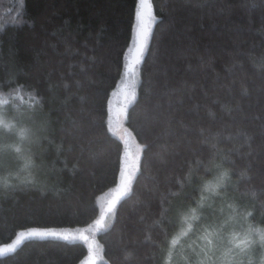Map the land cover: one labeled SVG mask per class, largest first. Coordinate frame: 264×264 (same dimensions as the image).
Instances as JSON below:
<instances>
[{"label": "trees", "instance_id": "obj_1", "mask_svg": "<svg viewBox=\"0 0 264 264\" xmlns=\"http://www.w3.org/2000/svg\"><path fill=\"white\" fill-rule=\"evenodd\" d=\"M152 5L154 31L125 120L147 148L100 235L97 264H234L233 237L264 226V0ZM136 6L0 0V182L25 163L35 177L0 186V244L26 228L97 218L119 176L122 143L108 129L107 105L124 77ZM165 86L181 91L182 107L169 110ZM196 180L175 231L161 238ZM85 253L79 241L33 237L0 264H78ZM262 255L249 253L253 264Z\"/></svg>", "mask_w": 264, "mask_h": 264}, {"label": "rangeland", "instance_id": "obj_2", "mask_svg": "<svg viewBox=\"0 0 264 264\" xmlns=\"http://www.w3.org/2000/svg\"><path fill=\"white\" fill-rule=\"evenodd\" d=\"M152 3V0H150ZM140 10L136 6V11ZM154 15V9H153ZM155 17V16H154ZM155 21L152 23V34L154 31ZM138 28L134 21L133 26V40L134 42L137 38ZM151 40V39H150ZM131 47V46H130ZM129 47V48H130ZM128 48V49H129ZM146 53V52H145ZM143 59V58H142ZM136 61V53L135 51H128L125 55V70L124 77L121 79L119 83V87L115 91L111 93L108 99V115H107V123L109 131L116 136L122 143V151L120 155V170L119 176L116 184L113 186L112 190L105 195L98 202L99 213L97 218L87 226L77 227V228H61V227H30L23 229L25 233V237H27V233L33 230L36 231H51L56 232L58 235L55 238L68 237L65 240L68 241H79L83 243L86 247V253L78 264H97L98 262L105 261V257L102 251V241L100 235L106 231L111 223L113 215L109 214L105 217L104 223L102 227H97L96 221L104 215L106 209L110 206L111 202L116 199L120 185L122 176L121 174H131L132 181L134 182V178L137 172L140 169V165L142 163L143 153L142 151L143 144L138 139L134 131L126 124L125 120L127 118V113H125V108L130 105L129 101H132L133 94H136L137 89V81L138 78V69L139 64H136L134 70H129L130 65L135 64ZM6 105L4 102H0L1 107ZM2 111V110H0ZM3 123L0 124L2 127ZM6 130V128H4ZM132 182V186H133ZM116 212V209L114 210ZM109 222V223H108ZM106 223L108 225H106ZM20 231V232H21ZM20 232L9 242L0 244V249H4L0 255H4L8 253L7 249L11 245H15V248L20 244H16V241L20 239ZM87 237V239H85ZM27 239V238H25ZM25 239H22L21 242Z\"/></svg>", "mask_w": 264, "mask_h": 264}, {"label": "snow or ice", "instance_id": "obj_3", "mask_svg": "<svg viewBox=\"0 0 264 264\" xmlns=\"http://www.w3.org/2000/svg\"><path fill=\"white\" fill-rule=\"evenodd\" d=\"M137 8L140 10H137L135 12L134 21H135L137 28H138V34H137L136 40L131 43V47L129 49H127L128 51H135V53H136V61H135V64L130 65V67H129L130 71L135 69L136 64L141 63L142 58L144 57L145 52L148 49V46L150 43L151 34H152V23L156 19L153 15V5L150 2V0H137ZM81 70L83 71V69H81ZM65 87H67V85H65ZM165 87H166L165 95H167L173 99V102L169 104V110H171L172 108L178 109V108L182 107L183 104L185 103V99H181L179 101H176L174 99L175 96L181 95V91L179 89H170L167 86H165ZM137 99H138V96L136 94H133V99H132V101H129V103L132 104L133 101H135ZM186 99L188 101H190L191 97H186ZM127 111H128V109L126 107L125 113H127ZM169 114H171V111H169ZM19 134H20L21 138L23 139L25 137V130L22 129ZM146 148H147V146L145 145L144 149H146ZM144 149H142V151ZM15 150L17 153H19L18 148H16ZM204 171H205V176H211L213 169L212 168H205ZM121 176L123 178L121 180V185H120L118 195H117L116 199L113 200L111 202L110 206L106 209L104 215H102L101 218L96 221L97 227L103 226L104 219L109 214L114 216L115 215L114 210L116 209L117 205L122 201V199L124 197H127L132 192V182H133L132 181V175L131 174L125 175L122 173ZM194 184H195V186L192 188L191 193L186 194L184 197V200L182 202H178L177 205L175 206V208L173 210L174 215H173L172 219L166 221L168 231L162 232L161 238H164L170 234L171 230L176 227L177 222L179 220V216L181 215V213L189 206V203L193 201V197L195 196V193L197 191H199L200 181L196 180V182ZM185 219H187V217ZM19 235H20V239H18L16 241V244L21 243V240L25 239V238L31 239L33 237H36V238L44 239L47 237H56L58 234L56 232H51V231L33 230V231L27 233V237H25V233L23 231H21ZM63 238L67 239L68 237L65 236ZM85 239H87V237H85ZM205 239H207V234L205 235ZM232 241L235 242L236 237H233ZM172 243L175 244L176 241L173 240ZM208 244L209 245L212 244V241L208 240ZM3 251H5V250L0 249V253H2ZM7 251L14 252L15 251V245H11L7 249Z\"/></svg>", "mask_w": 264, "mask_h": 264}, {"label": "clouds", "instance_id": "obj_4", "mask_svg": "<svg viewBox=\"0 0 264 264\" xmlns=\"http://www.w3.org/2000/svg\"><path fill=\"white\" fill-rule=\"evenodd\" d=\"M5 127L11 128V125L5 124ZM17 148L19 149L20 153L21 149L19 147ZM220 175L227 177L228 170H221ZM13 181L28 184H32L35 182V177L31 174L29 170V165L27 163L22 165L21 170L19 172L9 173L3 179V181L0 182V186H3L5 188L11 187ZM231 243L234 255L240 258L238 261H235L234 264H253L249 253L254 248L264 250V226H248L244 231L240 232L236 236V241H231ZM258 264H264V255L261 256Z\"/></svg>", "mask_w": 264, "mask_h": 264}, {"label": "bare ground", "instance_id": "obj_5", "mask_svg": "<svg viewBox=\"0 0 264 264\" xmlns=\"http://www.w3.org/2000/svg\"><path fill=\"white\" fill-rule=\"evenodd\" d=\"M14 95H15V94H14ZM11 100H12V99H11ZM13 101H14V100H13ZM4 102H5V100H4ZM12 103H13V102H12ZM223 188L225 189V187H223ZM221 189H222V188H221ZM221 189H220V190H221ZM224 189H223V190H224ZM218 191H219V190H218ZM221 191H222V190H221ZM97 195H98V194H97ZM197 215H198V214H197ZM179 219H180V218H179ZM108 223H109V222H108ZM106 225H108V224L106 223ZM173 231H175V229H174ZM182 231H183V229H182ZM184 233H185V232H184ZM188 255H189V254H188ZM185 260H186V259H185ZM191 262H192V261H191ZM189 264H190V263H189Z\"/></svg>", "mask_w": 264, "mask_h": 264}]
</instances>
